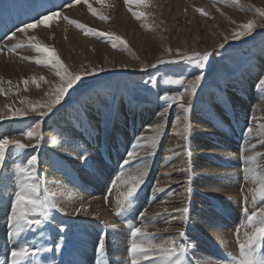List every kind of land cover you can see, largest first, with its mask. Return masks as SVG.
I'll use <instances>...</instances> for the list:
<instances>
[{"label":"rangeland","instance_id":"rangeland-1","mask_svg":"<svg viewBox=\"0 0 264 264\" xmlns=\"http://www.w3.org/2000/svg\"><path fill=\"white\" fill-rule=\"evenodd\" d=\"M119 1L120 11L134 23L131 30L133 29L138 34V38L131 37L133 39L132 44L123 39L126 45H119L117 42L118 46L114 48L107 42L106 38L92 35L83 37L100 44L102 43L109 50L119 53L122 58L127 60L128 64L123 61L120 64H114L113 62L117 61V59L108 57L102 51H98V54L92 55L91 58H84L82 55L77 54L73 60L78 61V64L77 66H69L70 71L76 72L83 68L93 67H102L106 71L85 76L77 85H74L76 91L70 89L69 94L61 101L62 106H56V108L61 110L56 112V108H54L53 112L56 114L52 115L50 113L48 117H44L41 121L40 144L38 147L25 149V154L20 160H15L9 156L5 161V168L0 169V264H4L6 257L9 256L15 244V240L10 239L8 236L6 212L10 209V201L15 191V165L16 163H26L27 154H36L38 156L37 174L44 182L41 191L43 193L44 189H47L57 204L56 193L54 192L57 186L54 182L57 179L70 186L71 194L76 195L81 187L85 188L86 175L91 177L92 175L97 176L100 174L101 171L94 172L86 167L82 161V156L86 155L90 161H103L104 165L112 170L110 174L103 176L107 189L104 187V194L101 192L103 197L100 200L103 209L105 208L106 213L108 212L109 222L100 218L76 216L73 208L70 209V213L68 209L58 204L65 211L56 212L53 210L52 215L56 220L48 225L45 236L38 238L41 248L47 247L51 249L49 252L41 251L37 257L33 258L39 260L40 264H97L96 248L101 237L104 238L105 245L104 251L100 254L103 257L104 264H130L127 257L130 239L127 224L131 222L140 226L139 212L145 209L147 210L146 224L149 232L161 229L159 236L167 238L177 236V230L179 229L186 230L185 239L189 247L191 248L195 245L196 255L189 257L192 264H232L231 257H238L236 228L245 219L243 212L245 206L251 212L253 208L251 192L258 187L257 184H253L251 174H249L247 181L244 180L245 173L243 169L245 164L241 157V149L242 146L248 144V139L245 138L244 132L248 127L253 129L251 134L252 143H257L264 139V129L261 128V125H264V87H257L260 79L264 78V32L259 35L255 32L256 28L260 27L261 23L264 22V18L260 17L255 11V9L264 11L263 0H236L235 5L232 4V0H227V2H223V0H200V6L202 7L192 2L193 5H189V8L192 10L191 13H194V16H190L188 19H180L175 23L172 21L173 18L171 20L167 18L170 21L168 25L162 21V16H160L162 11L155 14L152 9L148 10L149 5L147 9L146 7L132 5L133 11L145 13L143 20L138 21L129 12L128 7L125 5V0ZM190 2L187 1V4ZM183 4L185 6L186 1ZM72 7L76 8L75 5ZM208 7H212V9L209 10ZM196 8H203L208 15L201 16L195 10ZM65 9H56V11L61 12ZM82 9L85 13L83 5ZM182 10V13H185L184 8ZM174 13H171V16L172 14L174 16ZM125 15H121V17ZM90 16L94 17L97 23L102 22L98 17L92 14ZM250 20L254 21L255 24L251 33L240 39H231L233 32L239 31L240 26ZM121 26L120 30L123 29ZM182 26L188 29L189 34L180 30ZM73 29L76 30L77 28ZM94 29L102 32L98 28L94 27ZM15 31L16 29L13 28L6 36H0V42L6 40ZM109 32L113 33L106 31V33ZM253 33L256 36L255 40L247 44L252 39L251 35ZM19 36V39L23 38L21 35ZM237 43L239 45L236 49L230 46ZM240 43L242 44L241 46ZM221 44L224 45L222 48L219 47ZM166 49L171 50V57ZM177 50L188 55L194 52L212 54L209 57V61L206 62L204 70L206 78L202 80L201 87L197 89L196 95L192 97L193 108L189 113L190 138L188 141L190 157L183 154L182 147H177V145L182 146L185 143L184 140L176 135L177 132L183 129V121L178 125L175 124L177 116L183 115L179 107L173 105L169 109L166 123L158 115L164 107L163 102L159 100V96L163 95L165 91L174 93L175 91L183 90L180 85H164L163 80L167 79L168 76L173 79H192L194 74H198L194 73L193 67L185 65L183 62L179 65L157 64L160 59H174ZM17 51H20V49H17ZM97 55L101 58L100 62L95 58ZM214 60L216 61L213 65ZM19 61L26 60L22 59ZM81 61L90 62L88 65L87 63L83 64ZM153 64H157V67H150ZM35 68L38 73H27L19 78L12 74L5 79L6 73L1 71L0 89L5 90L8 88L10 93L3 92V94H0V99L10 105L11 103L14 104L21 96H27V94L42 92L43 96H45V92L50 91L51 83L58 81V78L44 65H36ZM142 68L144 71H141ZM244 73H254L256 82L254 85L255 101L246 102L242 98L230 94L229 84L233 83L234 86L242 85V75ZM41 77L44 79L41 80ZM151 78H155L157 83L153 84ZM25 80L28 81L27 85L23 83ZM33 80L36 83H33ZM45 81H48V83ZM9 82L11 83L9 84ZM235 82H239L240 85H235ZM83 89L84 91H82ZM80 91H82L79 93L80 96L75 97L76 93ZM221 91L225 94L226 102L213 105L215 118L210 120L205 112L206 102L210 95H218ZM232 96L238 99L240 103H235V100L231 98ZM97 97L112 103V114L107 124L99 122L95 125L96 132H92L94 135L89 136L82 131H78L77 140L80 148L74 150L71 146L64 143L65 136L61 133L62 129L58 128L57 123L62 121L63 124L60 123L62 128L63 126H74L80 106L89 99H96ZM47 99L48 97L43 98L41 101L32 100L27 105L18 104L19 107L17 105L16 107L10 106L9 109H23L32 105L39 107V104L46 103ZM184 102L187 103V98H185ZM125 103L130 105L129 108ZM236 104L238 107L245 104L247 106V109L242 110L241 118L237 117L239 111H237L238 107ZM127 108L128 110H126ZM135 113L138 116L135 119L136 122L128 121L130 120L129 117H132L128 115ZM138 118H140L139 122L137 121ZM38 120H40V117L32 112L22 118H5L0 120V135H3L6 131L2 134V129H8L5 135L9 136V138L15 137L22 142H26L20 133L25 131L32 122ZM138 123L140 124L137 125ZM158 123H165L164 134L155 149V155L150 158L147 165L150 171L145 183L138 191V200L132 206L134 211H126L124 216H117L115 214L118 210L117 200L114 203L110 198L117 199L120 192L117 189H113L112 194L108 195L111 179L120 171V165L123 163L126 152L135 141V138L153 135L150 129L154 128ZM116 126H122L124 133H120V140L115 138V141L111 142L106 137ZM87 137L92 138V141L96 142L97 145H93L92 141L87 139ZM99 138L105 143L100 142ZM53 140L57 141V143L53 144ZM117 140L120 141V144ZM124 141H128L126 148L124 147ZM121 147L123 148L122 151L120 150ZM170 149L171 151H169ZM91 150L97 151L98 155L93 158L89 154ZM103 151L106 153H103ZM176 153H180V156H176ZM246 154L257 157L247 167L252 168L256 175H264V145L258 143L255 150ZM102 155L106 157L104 158ZM168 155L173 158L166 163L165 156ZM54 156L60 157L59 159H62L65 165L68 164L71 172H64L66 170L57 172L56 169H61H55V166L61 160H54ZM142 156L143 152L141 150L138 158ZM161 160H163V163ZM198 162L199 164L201 163L199 168L197 167L199 166ZM133 163L135 164V161ZM202 163L205 165H202ZM76 165L79 167L77 168ZM190 165L192 167L190 171L184 172V178L180 176L179 171H173V168L190 167ZM136 167L141 168L144 165L140 166L138 164ZM197 168L198 172L195 174ZM131 169L133 168L126 167L124 172L126 173ZM81 170L80 184L75 187L73 184L70 185V182L66 181V179L69 178L70 174ZM169 171H171V176L165 177L164 173ZM61 174L62 176L60 177L59 175ZM161 174L160 183L161 186L165 187V192H161L162 196H160V193L157 194L153 191L156 184V176ZM9 177L11 178L9 179ZM153 178L155 180L152 182ZM231 182L237 185V188L235 189L236 192L230 193L229 201L226 202L225 198L221 196L222 194L216 191H219L218 186L221 183L229 185ZM204 184L206 185L205 187H203ZM72 188L74 189L72 190ZM87 188L91 187H86L84 194L88 191ZM185 188H190L186 203L184 199L186 197L184 194ZM77 190L79 191L77 192ZM149 190L151 191L149 192ZM169 192H172L173 195H168ZM245 195L248 196L247 203L244 201ZM106 196L107 201L105 200ZM153 197H156V199L153 200ZM149 201L152 202L149 203ZM161 201L166 203H161ZM155 204L157 207L154 206ZM6 206L8 207L6 208ZM152 206L153 212L148 209ZM185 206L190 207V220L186 225L184 222L181 223L178 213L171 212L173 207ZM259 206L260 204L257 202L256 207ZM165 207L169 208V214L164 213L163 209ZM158 213L161 214L160 218L162 221L160 222L155 216ZM169 215L172 217L171 222L165 223V219ZM56 221L66 222L63 225L65 234L59 232L61 225ZM213 224L215 225L213 226L214 228H221V232H217L218 237L212 235L208 230V226ZM165 227L169 229L168 232L162 231ZM174 227L176 228L171 230ZM171 231H174L172 236L170 234ZM222 231L225 234L224 236L221 235ZM244 231L246 230L241 227V239ZM219 235L221 238H219ZM57 244H59V250L56 248Z\"/></svg>","mask_w":264,"mask_h":264},{"label":"snow or ice","instance_id":"snow-or-ice-1","mask_svg":"<svg viewBox=\"0 0 264 264\" xmlns=\"http://www.w3.org/2000/svg\"><path fill=\"white\" fill-rule=\"evenodd\" d=\"M85 4L88 0H83ZM98 3H104V0H97ZM227 2V0H223ZM81 3V0H75V4ZM232 4H236V0H232ZM125 5L128 7L131 15L138 21L143 20L145 13L142 11H133L132 5L137 7H147L148 0H125ZM67 6H73V0H67ZM58 7H62L59 6ZM88 10L93 16L98 17L101 21H106L108 17L95 11L91 5H88ZM201 16H207L208 13L203 8L195 9ZM219 11V9H217ZM256 13L264 18V11L255 9ZM56 18H62L70 25H74L77 29L83 32L86 36L92 35L99 38H106L107 42L110 43L114 48L119 45H126V42L119 36L113 33L99 32L93 28L87 27L84 24L77 22L76 20L70 19L67 15H63L60 11H49L41 12L38 16L33 17V22H24V27H17L15 32H12L9 40H14L17 33L21 34L23 40L19 43H15L12 47L7 49L8 52L16 53L17 49H20L27 44L34 52L38 55L37 59L30 60L37 65L47 66L55 77L58 78V83L53 82L51 89L45 92V96L48 97L47 102L39 104V107L32 105L23 109L12 110L9 109L7 113L0 114V120L5 118L14 119L17 117H24L29 112L34 113L40 117V120L32 122L27 126L25 131H22L20 135L26 142H22L15 137L9 138L7 135H0V169L5 168V161L9 156L15 160H20L25 154L24 150L27 148H37L40 144V130L41 121L44 117H48L51 113L55 115L53 109L57 105H61V101L64 100L65 96L69 94V90L76 91L74 85H77L79 81L85 76L95 75L97 72L106 71L102 67L83 68L80 71H70L57 57L56 52L53 48L45 46L40 43L35 35H29L31 30L44 26L45 28L50 26V22ZM143 26V25H142ZM255 27L254 21H248L246 24L240 26L239 31L233 32L231 39H240L246 35H249L252 29ZM118 42V43H117ZM227 42V38H226ZM224 45H219L222 48ZM3 51V49H0ZM169 56L171 57V50L166 49ZM211 53L205 52L192 53L191 55L186 54L180 50L175 53V58L164 60L160 59L157 64H169L179 65L182 62L191 66L194 69V78L192 79H173L168 76L167 79L163 80L164 85H180L182 91H175L171 93L165 91L163 95L159 96V100L163 102V110L158 113L159 117L166 123L169 109L173 105H177L182 116H177L175 124H180L183 121V129L177 132L182 140L185 141L184 145H177L182 147L183 154L186 156L191 155L189 150V138H190V123L189 113L192 111V97L196 95L197 89L201 87V82L206 78L204 70L206 62L209 61ZM21 59L29 60V57H21ZM157 64H153L150 67H157ZM141 71H144L142 68ZM41 80L44 78L41 77ZM152 83H157L155 78H151ZM48 83V81H45ZM11 82H9L10 84ZM27 85L28 81H23ZM33 83H36L33 80ZM258 88L264 87V78H261ZM3 89H0V94H3ZM187 98V103L184 102ZM226 102L225 94L221 91L218 95H210L206 102L205 112L208 118L214 119L215 113L213 111V105L215 103ZM22 104L27 105L26 100L21 101ZM62 106V105H61ZM112 103L106 99L97 97L96 99H89L80 106L77 117L75 118V125L70 126L65 130L64 143L71 146L74 150L80 148L79 141L76 138V133L82 131L87 135L91 136L92 132L95 131V125L99 122L107 124L111 116ZM61 109L56 108V112ZM165 123H158L150 131L153 133L151 136H139L135 138V141L131 144L127 150L123 163L120 165V171L111 179V183L108 187V195L112 194L113 189H117L120 192L117 198L118 210L116 211L117 216H124L126 211L134 209L133 205L138 200V191L141 186L145 183V180L149 174L150 169L147 167L150 158L155 155V149L160 143V138L164 134ZM175 127V125H174ZM264 129V125H261ZM253 129L248 127L244 136L248 139V144L242 146L241 157L245 168L243 169L245 176L244 180L249 179L251 174V180L253 184H257L258 187L252 190V203L253 208L249 212L247 206L243 209L244 217L243 223L236 228V238L238 246V257H231L232 264H264V175H256L254 170L247 167L251 162L256 160L257 157L249 156L246 153L255 150L257 144L264 145V139L257 143L251 142V134ZM53 144L57 141L53 140ZM143 152V156L138 158L139 153ZM171 151V149L169 150ZM176 156H180V153H176ZM26 163H16L14 172L16 175V184L14 196L10 201V209L6 212V224L7 232L10 239L15 240V244L12 247L10 254L6 257L4 264H40L39 260L33 259L38 254L43 252H49L51 249L44 247L41 248L38 243V238L44 237L46 229L56 218L52 215L53 210L56 212H63L65 209L61 208L57 203L54 202L52 196L48 193L47 189H44L42 193L43 180L37 174L38 156L36 154H27ZM173 157L171 155L165 156V162L167 163ZM82 161L86 167L95 171H102L104 168L103 161H90L86 155L82 156ZM135 161V164L133 163ZM144 165V167L138 168L137 171L131 172L125 179L124 169L134 168L136 165ZM173 171L188 172L190 167L173 168ZM165 177L171 176V171L164 173ZM11 177H9L10 179ZM243 188V185H242ZM186 192H190V188H185ZM154 192L161 193L165 192L164 186L154 188ZM168 195H173L169 192ZM156 197H153L155 200ZM107 201V196L105 197ZM244 201L247 203L248 196H244ZM152 201H149L151 203ZM257 202L260 206L256 207ZM161 203H166L161 201ZM8 206H6L7 208ZM81 211L87 213V207L81 205L79 208L74 210L75 214H79ZM165 214H169V208L163 209ZM171 212L178 213L179 219L186 225L190 220V207H173ZM159 215V214H157ZM147 210L139 212L140 226H137L131 222L127 224L130 233L129 246L127 248V257L130 264H192L190 256L196 255L195 245L191 248L188 245L186 238V230L179 229L178 235L174 237H163L159 236L161 229H157L155 232H149L146 224ZM172 217L169 215L165 219V223H170ZM61 226L59 232L65 234V228L63 227L65 221H56ZM210 226H215L210 225ZM244 228L246 231L243 233V238L240 237V229ZM163 232H168L169 229L165 227L162 229ZM104 238L101 237L96 248L97 252V264H104L103 257L100 255L104 251ZM59 250V244L56 245ZM35 249V250H33Z\"/></svg>","mask_w":264,"mask_h":264},{"label":"bare ground","instance_id":"bare-ground-1","mask_svg":"<svg viewBox=\"0 0 264 264\" xmlns=\"http://www.w3.org/2000/svg\"><path fill=\"white\" fill-rule=\"evenodd\" d=\"M104 1H105L104 2L105 5L98 3L97 0H88L87 4H85L83 2V0H81V3L75 4V0H73V5H75V7H76L74 9L73 7L68 8L67 0H0V36H2V35L6 36L9 33V31L13 30V28L17 29V27H24V22H33L32 18L38 16V14L41 12H49L52 10L56 11V9L66 8L65 10H63L61 12L63 15H67L70 19H73V20L75 19L77 22L84 24L87 27H90L93 29H94V27L98 28V30H100L104 33H106V31H111V32L115 33L117 36L121 37L122 39H124L127 42H129L130 44H132L133 39H131V37H137L138 38V34L135 33V31L133 29L131 30V27L134 25V23L131 22L128 19V17L120 11L121 7L118 4V2L120 3V1L119 0H104ZM184 1H186L185 6L183 4ZM187 1H191V2L187 4ZM192 2L197 4L198 6H200V0H148V5H149L148 10L150 11L152 9V11L155 14H158V12L162 11V13L160 14V16H162L161 18L163 19L162 21H164V23L165 24L167 23V25H168V22L170 23V21L168 20L169 18H170V20H171V18H173L172 21L175 23L180 19H188V18H190V16L191 17L194 16L193 15L194 13L192 14L191 13L192 10L189 8L190 7L189 5H193ZM262 2L264 3V0ZM58 5L62 6V7H58ZM82 5L85 8V13L82 9ZM88 5H91L94 10L96 9V11L100 12L101 14L106 15L108 17V19L106 21H102L101 23H97L94 20V17L90 16L91 12H89V10H88ZM200 7H202V6H200ZM183 8L185 11V13L184 12L183 13L185 15L182 13ZM146 9H147V7H146ZM208 9L210 10V9H212V7H208ZM173 12H175L174 16H173V14L171 16V13H173ZM178 12H180L181 15L178 14ZM121 15H125V16H122L123 17L122 18ZM120 25H122L121 27H123L122 30H120ZM73 28H75L74 25L68 24L62 18H56L55 20L50 22L49 27L45 28L44 26H39L38 28L31 30L29 35H35L37 40L40 43L44 44L45 46H49V47L53 48L57 54V57L61 60V62L68 69H69V66H75V65L77 66L78 61L73 60L77 56V54L82 55L84 58H91L92 55L98 54V51H102L108 57H113V58L117 59V61L113 62L114 64H116V63L120 64L122 61L125 62V64H128L127 60L125 58H122V56L119 53H116V52L109 50L107 47H105V45H102V43L100 44V43L91 41V39H85L83 36H86V35L83 32H81L79 29L74 30ZM115 30H117V31H115ZM180 30L183 33L189 34L188 29H185L183 26L180 27ZM64 31H65V34H64ZM136 32H138V31H136ZM255 32L256 33L264 32V22L261 23L260 27L258 26L256 28ZM254 34L255 33H253L251 35L252 36L251 38H253L255 36ZM17 35L18 36L14 40H8V38H7L6 40H8V41L3 40L2 42H0V49H3V51H0V72L4 71L6 73V76H4L5 79H7L8 75H12V74H13V76H15V77L17 76L19 78V77H21L27 73H33V74L38 73V70L35 68L37 64L30 62V60L37 59L38 55L27 44H25L24 47L20 48V51H16V53H12V52L7 51V49L9 47H12L15 43H19L23 40V38L19 39L20 38L19 35H21V34L17 33ZM203 45H205V44H203ZM238 45L239 44L237 43V44H232L230 46H232V48L236 49ZM240 45H241V43H240ZM23 56L29 57L30 59L26 60V61H19V60H22L21 57H23ZM95 58L98 60V62L101 61V58H99L98 55ZM81 62L83 64L84 63L88 64L90 61H81ZM45 67L48 69L47 66H45ZM47 69H45V70H47ZM253 74L254 73H252V74L251 73H244L242 75V85H240L239 82L234 83L235 85L239 84L240 86H237V85L234 86L233 83L229 84L230 90H231L230 94L231 95L234 94L235 97L238 96L246 102H251V100L255 101L254 85L256 82H255V76ZM57 82L58 81H55V83H57ZM49 84H50V82H49ZM51 85H52V83H51ZM50 89H51V86H50ZM82 91H84V89ZM82 91L76 93L75 97L80 96L79 93H81ZM3 92L4 93H10L8 88H6ZM234 96H232L231 98L233 100H235V103H237V104L240 103L238 99L234 98ZM43 98H46V97L43 96L42 92H37V94H27V96L26 95L21 96V98L18 99L17 101H15L14 104L11 103L10 105H8V102H5V101L0 99V114L7 113L9 111L10 106L16 107V105H17V107H19L18 104L22 105V103H21L22 100H26L27 102L32 101V100L41 101ZM10 102H12V101H10ZM125 105H127L128 108L130 106L127 103H125ZM237 107H238V105H237ZM128 108L126 110H128ZM245 109H247L246 104L238 107V109H237V111H239L238 116H237L238 118H241L240 114H241L242 110H245ZM142 110H144V109L142 108ZM119 116H120V114L118 115V118H119ZM128 116H132V117H129L130 120H128V121H133L134 123L136 122V120H135L136 117H138L136 113L135 114H129ZM245 119H246V115H245ZM137 121L139 122L140 118H138ZM60 123H62V121H59L57 123V126H58V128L62 129L61 133L64 134L65 130L68 129L69 126H63V128H62L63 123L62 124H60ZM139 124L140 123H138L137 125H139ZM135 130H137V129L135 128ZM4 131H5V133H4ZM7 132H8V129H2V134L4 133L3 135L7 134ZM93 132L94 133L96 132V126H95V131H93ZM94 133H92L91 135H94ZM105 133H107V132H105ZM120 133L121 134L124 133L122 126L121 127L116 126L111 132L108 133L106 139L109 138L111 142H114L115 138H118V140H120ZM78 136L79 135L76 133L77 139H78ZM87 139L92 141V138H90V137H87ZM64 140H65V138H64ZM100 142L103 143L104 141H101V139H100ZM127 142L124 141V147L125 148H126V145L128 146ZM118 143L120 144V141H118ZM92 144L97 145V143L94 141H92ZM122 147L120 148L121 151L123 150ZM104 148H105V146H104ZM109 151H110V147H109ZM89 154L93 158L96 155H98L97 151L95 152V150H91L89 152ZM59 158L60 157L54 156V160L55 159L57 161L61 160V162L56 163V166H55V169L58 168L61 170L56 169V171L57 172H60V171L63 172V170H66L64 172H69L70 166H68V164L65 165V162H63V160L59 159ZM161 162L163 163V160H161ZM199 162H198L199 166H197L198 168L200 167V164H201V163L199 164ZM202 165H205V164L202 163ZM78 167L79 166H77V168ZM191 167L192 166L190 165V168ZM198 168L195 170V174L198 172L197 171ZM137 169H138V167H135V168L129 170L128 172H126L125 173V179H127V175L129 173L135 172V171H137ZM203 169L205 170V168H203ZM110 172H112V170H110V168H108L104 165L103 170L97 176L95 175L96 177L93 175L91 177H90V175L89 176L86 175V179H85V177L82 176V178H84L87 181L85 183L86 187L87 186L91 187V188H89V190L86 194H84V192H80L79 190H77V192L79 191L80 194L77 192H76L77 193L76 195L71 194L72 193L71 187L64 184L63 181L60 182L59 179H57L54 182V184L57 185L54 189V192L56 193V201L63 208L68 209L70 211V213H71V210H70L71 208H73L75 210L76 208H79L83 204L87 207V213H85L84 211H81L79 214H75L76 216L100 218L102 220H108L106 222H109V215L107 214L108 212L106 213V211L104 210L105 208L103 209V207L101 205L102 203L100 200L103 197V195L101 196V194L103 193L104 187H106V181L103 178V176L110 174ZM81 174H82V170L77 172V173H72V174H70L69 178L66 179V181L70 182L69 183L70 185L73 184L74 187L78 186V184H80ZM180 174H181L180 176L182 178H184V176H185L184 173L180 172ZM224 175H225V173H224ZM59 176L61 177L62 174ZM161 179H162V174L160 176L157 175L156 180L154 178L152 179V182L154 180L156 181V184L154 186L155 188L158 186H161V183H160ZM152 182H151V184H152ZM97 184H98V186H97ZM205 186L206 185L204 184L203 187H205ZM150 187H151V185H150ZM218 187H219V189H218L219 191H216V190L215 191L218 192L219 194H222L221 196L225 198L226 202H228L229 201L228 198L230 196V193L236 192L235 189L237 188V185H235L232 182L229 185H225V184L221 183L220 186H218ZM73 189L74 188H72V190ZM106 189H107V187H106ZM151 190H149V192ZM162 193H160L161 195L160 194L159 195L162 196ZM188 193L189 192H186L184 190V194L186 195V197H184L185 203H186V199L188 198ZM148 197H150V196H148ZM110 200L114 202L117 199L116 198H110ZM153 203H155V202L153 201ZM154 206H156V204ZM156 207H155V209H156ZM148 209H150L152 212L154 211L153 206L148 208ZM155 216H157V219L159 222L162 221L160 218L161 214H159V215L156 214ZM157 219H155V220L157 221ZM181 223H183V221ZM175 228L176 227L171 228V230H173ZM220 229H221L220 227L214 228L213 226H208V230L211 232L212 235H215L216 237H218L217 232L220 231ZM174 231L170 232L171 236L174 235V233H173ZM221 235L222 236L225 235L223 233V231H222ZM219 238H221V236Z\"/></svg>","mask_w":264,"mask_h":264}]
</instances>
